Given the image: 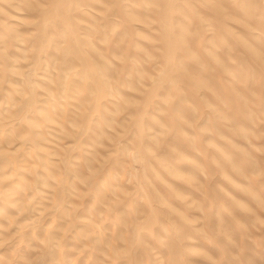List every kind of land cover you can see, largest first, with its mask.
Segmentation results:
<instances>
[{"label":"rangeland","instance_id":"1","mask_svg":"<svg viewBox=\"0 0 264 264\" xmlns=\"http://www.w3.org/2000/svg\"><path fill=\"white\" fill-rule=\"evenodd\" d=\"M0 264H264V0H0Z\"/></svg>","mask_w":264,"mask_h":264}]
</instances>
